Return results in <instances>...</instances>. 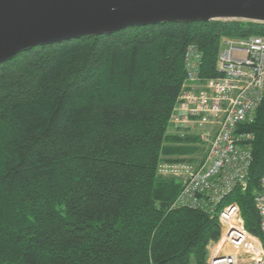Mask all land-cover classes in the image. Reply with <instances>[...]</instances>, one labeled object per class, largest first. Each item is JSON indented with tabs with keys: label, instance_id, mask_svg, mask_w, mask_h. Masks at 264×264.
Returning a JSON list of instances; mask_svg holds the SVG:
<instances>
[{
	"label": "trees",
	"instance_id": "trees-1",
	"mask_svg": "<svg viewBox=\"0 0 264 264\" xmlns=\"http://www.w3.org/2000/svg\"><path fill=\"white\" fill-rule=\"evenodd\" d=\"M252 35L264 36V23L166 22L1 63L0 264H205L221 231L217 212L230 204L263 239L254 197L264 176V94L241 125L251 135L244 188L212 211L173 206L181 183L158 174L161 161L194 162L201 141L168 132L185 46L198 45L207 78L217 74L222 37Z\"/></svg>",
	"mask_w": 264,
	"mask_h": 264
},
{
	"label": "built area",
	"instance_id": "built-area-1",
	"mask_svg": "<svg viewBox=\"0 0 264 264\" xmlns=\"http://www.w3.org/2000/svg\"><path fill=\"white\" fill-rule=\"evenodd\" d=\"M202 56L197 44L185 46V78L169 123L198 136L206 146V159L163 161L158 173L179 178L181 190L173 206L212 211L234 186H246L251 135L241 125L253 119L263 98L264 36L222 37L212 77L200 76ZM254 202L263 239L245 228L236 204L224 206L217 212L221 231L208 251L207 264H264V176Z\"/></svg>",
	"mask_w": 264,
	"mask_h": 264
},
{
	"label": "water",
	"instance_id": "water-1",
	"mask_svg": "<svg viewBox=\"0 0 264 264\" xmlns=\"http://www.w3.org/2000/svg\"><path fill=\"white\" fill-rule=\"evenodd\" d=\"M210 20L264 23V0H0V64L37 46L131 26Z\"/></svg>",
	"mask_w": 264,
	"mask_h": 264
},
{
	"label": "rangeland",
	"instance_id": "rangeland-1",
	"mask_svg": "<svg viewBox=\"0 0 264 264\" xmlns=\"http://www.w3.org/2000/svg\"><path fill=\"white\" fill-rule=\"evenodd\" d=\"M175 106V105H174ZM174 108V107H173ZM172 111H173V109H172ZM172 111H171V113H172ZM171 115V114H170ZM170 118V117H169ZM169 124V129H168V132H170V133H172V134H176V133H178V134H182V135H184L185 134V132H186V130H185V128L183 129L182 127H175L173 124H170V123H168ZM193 131H195V130H193ZM191 134H194V133H191ZM190 143V142H189ZM193 143H195V141H193V142H191V144H193ZM165 144H167V143H165ZM190 144V145H191ZM195 145L196 146H198V147H194L195 149H196V151L193 153V155H189L188 157H192L193 159V161L195 162V163H197V162H202V161H204L205 159H206V146H205V144H204V142H201V141H197L196 143H195ZM193 146V145H192ZM161 162H163V161H161ZM159 174V173H158ZM162 177H170V178H172L171 176H164V175H162ZM173 179V178H172ZM176 180H179V178H175ZM219 238V237H218ZM217 238V239H218ZM216 241V240H215ZM215 241H213V242H215ZM212 242V243H213ZM263 242H264V240H263ZM212 243L209 245V247H208V251H209V249H210V247H211V245H212ZM205 264H207V257H206V261H205Z\"/></svg>",
	"mask_w": 264,
	"mask_h": 264
}]
</instances>
